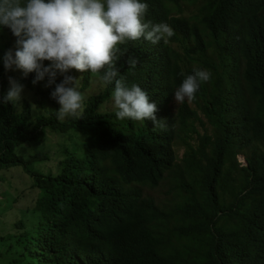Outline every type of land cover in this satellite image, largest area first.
<instances>
[{
    "label": "trees",
    "instance_id": "1",
    "mask_svg": "<svg viewBox=\"0 0 264 264\" xmlns=\"http://www.w3.org/2000/svg\"><path fill=\"white\" fill-rule=\"evenodd\" d=\"M143 2L145 20L175 34L121 45L117 67L156 102L163 127L101 113L114 86L97 74L104 88L79 120L61 122L54 111L29 122L24 101L21 114L0 104V175L18 167L32 178L34 223L5 226L19 249L14 264H264V0ZM196 70L211 78L173 112L175 90ZM8 71L0 58V97ZM79 74L82 91L92 73ZM34 78L20 84L40 95L39 107L54 102V90L31 86ZM48 128L82 142L63 148L54 174L40 175L32 165L47 160L39 154ZM27 147L35 154L28 159ZM157 187L169 198L144 194Z\"/></svg>",
    "mask_w": 264,
    "mask_h": 264
},
{
    "label": "clouds",
    "instance_id": "2",
    "mask_svg": "<svg viewBox=\"0 0 264 264\" xmlns=\"http://www.w3.org/2000/svg\"><path fill=\"white\" fill-rule=\"evenodd\" d=\"M148 7L143 0H0V27L9 28L17 38L14 55L9 50L3 56V67L19 70L22 78L35 73L31 86L46 77L45 87L55 84L50 96L59 104L55 112L60 121L83 118L82 78L67 75L75 70L97 74L104 86H114L112 99L118 119L152 120L163 127L164 121L155 115L156 102L138 84L128 86L117 67L124 55L121 45L141 38L156 44L175 34L166 23L146 21ZM127 63L135 67L138 59L130 56ZM58 73L63 80L57 84ZM211 75L208 70L187 75L173 94L175 103L195 100L201 83ZM9 84L0 104L23 110L19 102L24 86L11 77ZM241 164L246 166L244 156Z\"/></svg>",
    "mask_w": 264,
    "mask_h": 264
},
{
    "label": "rangeland",
    "instance_id": "3",
    "mask_svg": "<svg viewBox=\"0 0 264 264\" xmlns=\"http://www.w3.org/2000/svg\"><path fill=\"white\" fill-rule=\"evenodd\" d=\"M181 6L185 12H188L184 3H182ZM0 33L2 32L0 31ZM16 39V37H6L4 39L0 38V58H2L4 54L9 50H12L14 55L16 51ZM5 45H8V50L5 48ZM48 65L49 63H44L45 67H47ZM67 75H71L77 79H80L81 77L79 72L74 73L73 71H69ZM22 76L23 74L19 70L13 69L8 71L4 86L5 95L10 89L9 78L11 77L12 79L18 82L20 81L19 83H21ZM62 80L63 76L58 73L55 83L58 84ZM46 83L47 77L43 81L38 82L37 85H39L42 91H46L48 89L54 90L55 84H53L51 87H45ZM23 86L24 88L21 92V99L19 103L23 106L24 103L22 102L24 101L26 105L30 106L29 114L27 115L29 122H34L37 117L47 115V113H51L59 109V104L56 101H51L50 103L48 102L44 105V107H39V103L36 99H38L40 95L35 94V90L31 89V87L26 85ZM103 88V84L99 81L97 76L95 74H91L90 81L87 84V87L82 90L85 98L84 102L88 97L99 94L103 90ZM187 102L189 101L187 100ZM179 104L180 103H175L174 100L173 104L171 105V110L174 112ZM115 110L116 108L114 107L113 99L102 105L99 109L101 113H110L114 112ZM15 111L16 113L20 112L19 114H21L24 109L17 110L15 108ZM69 119L70 118H67L61 122H66ZM198 129L201 133L202 129ZM69 137L70 136L67 134H59L57 132H53L49 128L46 130L45 136L43 138V144L40 145L42 149L40 150L41 154L39 155H41L42 157L45 156L47 160H44L40 163H34L32 165L36 173L39 174L40 172V175H46L47 173L54 174V164L58 163L62 159L63 154L61 153V151L63 150V148L65 147L67 150L72 151L73 143H75L76 146H81L82 140L80 138H75L73 141H71ZM25 146L27 145L25 144L22 147ZM179 148V150L175 148L178 158L182 154V146H179ZM21 151L26 159L30 158L29 156L35 155L31 154L28 147L21 148ZM242 157V155H238L236 157L237 162L240 164L242 163ZM5 170L6 169H4L3 171ZM0 179H2L0 180V264H14L13 260L15 259L17 255L16 253L19 251V249L13 245V242L15 240L14 236H12L11 239H8V235L14 232V228L12 229V231H9L5 226H14L15 224H18L19 221H21L25 228H29L34 223L35 219L28 210L31 208L32 200L27 189L30 186L32 178L23 169L12 167L10 168V170L2 172L0 175ZM166 191L167 188L157 187L153 188L152 190H145L144 194L146 196L154 198L157 202H163L164 200L169 198L168 195H165ZM20 196H23L24 198L21 199L19 198Z\"/></svg>",
    "mask_w": 264,
    "mask_h": 264
}]
</instances>
